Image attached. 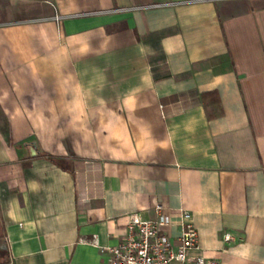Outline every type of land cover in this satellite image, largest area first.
Wrapping results in <instances>:
<instances>
[{
	"label": "crops",
	"instance_id": "obj_1",
	"mask_svg": "<svg viewBox=\"0 0 264 264\" xmlns=\"http://www.w3.org/2000/svg\"><path fill=\"white\" fill-rule=\"evenodd\" d=\"M158 205L264 264V0H0L2 264H109Z\"/></svg>",
	"mask_w": 264,
	"mask_h": 264
},
{
	"label": "built area",
	"instance_id": "obj_2",
	"mask_svg": "<svg viewBox=\"0 0 264 264\" xmlns=\"http://www.w3.org/2000/svg\"><path fill=\"white\" fill-rule=\"evenodd\" d=\"M56 19L60 17L56 16ZM156 212L155 219H143L137 213L128 216L120 242L108 248L109 264H221L198 252L199 235L191 213H183L181 235L173 240L167 232L170 217L161 205L157 206ZM223 238L227 242L234 239L230 232Z\"/></svg>",
	"mask_w": 264,
	"mask_h": 264
},
{
	"label": "water",
	"instance_id": "obj_3",
	"mask_svg": "<svg viewBox=\"0 0 264 264\" xmlns=\"http://www.w3.org/2000/svg\"><path fill=\"white\" fill-rule=\"evenodd\" d=\"M9 260L6 250L0 248V264L6 263Z\"/></svg>",
	"mask_w": 264,
	"mask_h": 264
}]
</instances>
